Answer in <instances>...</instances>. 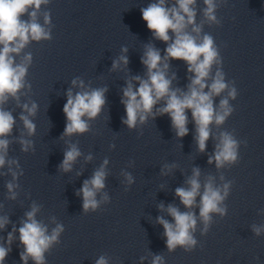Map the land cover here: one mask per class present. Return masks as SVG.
<instances>
[{
	"label": "clouds",
	"instance_id": "clouds-1",
	"mask_svg": "<svg viewBox=\"0 0 264 264\" xmlns=\"http://www.w3.org/2000/svg\"><path fill=\"white\" fill-rule=\"evenodd\" d=\"M48 0H0V103H3L8 95L16 96L18 90L23 87V78L27 72V63L31 61V55L25 57L26 63L14 66V60L10 53H19L21 49L30 41H40L42 39H51L50 32L46 31L37 22V11L41 4H46ZM196 0H176L178 7H165V0H159L158 3L150 4L147 8L141 9L142 19L146 22L147 28L153 32L155 38L168 43L170 40L169 32L171 31L175 39L168 44L166 56L168 58L183 60L188 64V71L194 73L191 84L187 92H181L179 89L172 90L171 80L166 77L168 64L163 63L160 52L151 45L145 48L144 56L141 58L142 64L147 68V79H141L136 76L132 79L137 81L139 86L134 89L132 81L127 82V87L123 89V99L121 102L125 106L126 119L123 123L128 128H135L137 121L144 123L149 115L153 114V108L160 102L164 101V106L157 109L156 114H167L172 122L177 137H184L188 134V117L187 110H191L192 118L196 125L197 136L195 137L199 151L204 152L207 141L210 138V125H222L230 114L233 107L229 104V98L235 99L237 89L226 81L225 73L222 67H218L212 75L213 66H222L223 60L218 46L211 35L205 34L199 42L196 37L189 34L186 29L188 25H195V11L191 7ZM205 8L204 17L212 23H219L216 17L217 3L216 0H204ZM33 9L29 12V9ZM27 14L29 19L23 20L22 17ZM45 23H49V17L45 16ZM193 32L199 34L201 26H194ZM14 44V46H12ZM127 51V49H123ZM127 65L128 58L121 56L118 61L113 62V68H117L119 63ZM211 79V83L208 80ZM73 85L79 84L84 87L83 81L73 80ZM205 88L208 91H204ZM106 89H94L90 92H78L73 96L71 90L67 93V102L63 106V112L66 116L67 123L64 129V135L73 133H84L88 131V124L83 119L87 116L89 119L95 118L105 104ZM227 92V96L220 100L217 106H214L213 98ZM24 109L32 115L36 111V105L31 108L25 104ZM25 128L31 135L35 130V125L27 116L22 115ZM14 118L10 112L0 109V137L9 134L14 125ZM23 151H27L31 145L30 141L21 140ZM8 141L0 139V167L5 164ZM238 141L227 131L221 132L219 143L216 144V150L213 156L209 157L208 162L211 164L215 161L217 168H222L226 164H235L238 159ZM80 155L79 150L72 146L64 153V159L61 168L67 172L72 168L73 162ZM90 159V157H89ZM15 161H9V164ZM107 161H105V164ZM173 166H165L171 170ZM11 171V169H10ZM15 179L16 173L13 172ZM105 171L103 166L97 170L90 180H85L82 188L77 193L82 194L83 209H97L99 202L96 200L98 191L105 187ZM127 175V174H126ZM200 170L193 169L192 177L187 181L188 188H177L175 194L179 197L181 203L188 209L196 205V198L200 196L199 217L203 221L207 231L211 221V213L224 214L225 209L220 207L221 203L229 194L230 184L225 183L222 187L214 186L213 178L208 177L203 184V193L201 194ZM129 183L131 176L127 175ZM223 179V178H222ZM9 191L14 185H7ZM12 198H15L13 194ZM107 199V196H105ZM164 208L163 204L160 205ZM38 209L33 207L31 212L26 214L27 220L19 228L20 241L25 245V252L21 254L24 264L31 257L36 264H45L44 253L50 246L58 241L60 233L63 231L62 225H57L52 233L47 234V228L35 219V213ZM168 214L173 218L174 223H170L163 217H158V222L163 225L166 236L167 248L172 251L177 246H181L185 251H191L197 241L193 237L197 218L194 212H181L177 207L169 205ZM7 223V218L0 219V228ZM254 231L259 235L261 229L255 228ZM12 234H9V243ZM9 249L0 246V264H2ZM162 258L156 256L153 264H161ZM96 264H107L104 257L97 260Z\"/></svg>",
	"mask_w": 264,
	"mask_h": 264
}]
</instances>
